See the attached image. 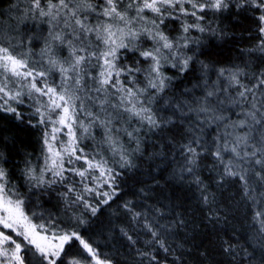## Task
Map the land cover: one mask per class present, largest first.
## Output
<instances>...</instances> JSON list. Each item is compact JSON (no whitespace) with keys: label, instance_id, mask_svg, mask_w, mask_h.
Segmentation results:
<instances>
[{"label":"trees","instance_id":"16d2710c","mask_svg":"<svg viewBox=\"0 0 264 264\" xmlns=\"http://www.w3.org/2000/svg\"><path fill=\"white\" fill-rule=\"evenodd\" d=\"M92 2L99 3V0ZM44 3L45 0H41L42 7ZM184 6L191 8L187 3ZM30 8L31 0H0V36L5 38V46L10 42L12 54L27 59L29 67L35 71L47 70L50 57L67 67L65 61L71 60L69 49L51 41L50 26L45 23L47 18L34 15ZM198 14L204 16L198 22L206 29L204 32L193 27L183 33V24L197 23L192 16L166 19L161 25V30L174 44L186 36L189 47L182 51L194 56L186 72L162 61L161 72L171 77L165 82L167 87L162 92L149 88L139 95L143 106L151 109L161 126L152 129L135 117L129 120L128 113L122 110L117 115L111 107L98 115L105 121L107 114L115 117L110 125L111 135L118 140L116 147L128 154L130 166L121 167L120 155L114 154L111 148L108 150L105 128L98 122L92 123L88 133L77 127L75 134L78 138L83 135L79 145L85 153L90 158L100 153L108 162L107 166L118 173L113 184L116 195L111 199L97 193L85 196L88 204L97 209L95 214L83 203H70L82 190L78 183L80 177L66 172L65 176L70 179L63 185L57 182L46 187L35 186L36 182L28 181L23 174L22 169L28 166L25 161L36 169L37 176L44 168L45 128L31 127L27 123L31 120L36 124L37 118L31 115L34 112L31 105H35L36 100L24 96L27 105L15 102L12 105L18 112L28 114L24 124L17 121L14 114L0 111V153L6 161L2 166L8 171L9 186L16 193L12 198L25 201V212L33 223L44 224L50 228L48 233L77 232L97 256L111 264H264L261 225L264 215L256 217L257 212H264V198L258 195L264 187L255 184L258 202L245 198L239 179L224 174L225 164L233 159L232 154L222 151L224 163L214 155L218 145H231L235 136H243L248 131L247 127H232L245 119L244 112L249 109L247 103H233L241 101L238 92L243 88L229 86L228 71L221 77L219 70L240 69L244 73L238 77L241 84L248 87L256 84L264 73V51L259 50L264 41V34L259 31L263 22L259 17L264 15V9L257 10L248 4L237 8L235 0H231L227 10ZM88 19L93 25L97 22L93 15ZM49 44L52 51L45 53L43 50ZM150 46L154 47L153 41L141 37L136 42L139 51L121 49L118 53V68L142 69L119 77L126 88H147L150 78L147 70L152 62L146 61L139 52L151 49ZM196 61L207 64V72ZM89 71L96 76L100 69ZM85 80L88 87H96L88 77ZM47 82L59 85L60 74L50 72ZM108 91L115 90L109 88ZM210 92L215 95L208 96ZM90 95L105 94L93 92ZM248 99L251 100V96ZM109 101L116 104L118 95L113 98L110 94ZM85 105L86 111L94 115L101 113L96 103L89 101ZM202 107L209 109L207 115L197 111ZM78 119H83L86 125L90 121L82 113ZM169 120L170 123H165ZM126 132H131L134 138ZM188 147L195 148L198 154L195 164L189 163L192 153ZM100 155L96 158L100 159ZM82 164V161L76 162L74 167L81 168ZM44 178L52 179L49 173H45ZM255 180V176L251 177V181ZM73 182L78 192L70 194L66 201L62 194ZM204 196H208L209 203L204 202ZM105 199H108L107 204L103 203ZM152 232L158 235L153 237ZM159 241H163L167 252ZM65 252L66 255L62 253L64 264L91 262V255L79 240L65 244Z\"/></svg>","mask_w":264,"mask_h":264},{"label":"snow or ice","instance_id":"6c2138e0","mask_svg":"<svg viewBox=\"0 0 264 264\" xmlns=\"http://www.w3.org/2000/svg\"><path fill=\"white\" fill-rule=\"evenodd\" d=\"M230 2L231 0H99V3H93L92 0H45L42 7L41 0H31L29 11L41 18H47L45 23L50 26L51 41L66 45L71 60L65 61L68 63L65 67L64 63L50 57L47 70L35 71L29 67L27 59L13 55L10 42L9 46H5L6 40L0 36V111L14 114L15 119L24 124L28 114L18 112L17 108L11 106L10 101L23 105L24 96L35 99L34 94H38L39 97H47V100L44 104L36 100L39 106L31 113L34 118H37L36 124L33 125L31 120L27 123L31 127L53 125L51 132L45 131L43 134L42 143L46 149V155L43 157L44 168L40 175L37 176L36 169L29 161H25L28 166L22 169V172L28 181H35V186L51 187L57 182L63 185L66 180H69L70 177L65 176L66 172L78 176L80 177L78 183L82 185V190L70 203H83L95 214L97 209L88 204L85 196L96 193L97 187H102L104 184L112 187L118 173H114V170L107 166L108 162L100 153L96 154L100 155V159H97L96 155L90 158L89 154L79 147V140L83 138V135L78 138L74 131L79 114L83 113L90 118L88 125H84L82 121L79 122L84 133L90 131L94 122H98L105 128V143L114 154L120 155L123 161L121 167L130 166L131 161L128 160V154L124 150L116 147L118 140H114L111 135L113 129L110 125L115 117L107 114L106 121L100 120L98 115L86 111L85 101L98 102L101 112H105V106H109L117 112V115H120L122 110L128 113L129 120L135 117L142 124L146 122L152 129L159 128L160 123L151 113V109L143 106L139 95L144 94L149 88L162 92L167 87L165 82L170 81L171 77L161 72L162 61L169 63L172 68L180 72H186L194 60L193 55H187L182 51L189 47L188 38L181 37L174 44L161 30V25L166 19H178L181 15H191L197 23L183 24V33H188L193 27L204 32L206 29L198 23L204 19V16L197 13L227 10ZM186 3L191 6V10L184 7ZM245 4L257 10L264 9V0H235L237 8ZM177 9L178 15L173 16L172 12ZM146 10L153 13L156 18L146 19L143 15ZM89 15L95 16L97 22L94 25L89 22ZM259 19L264 22V15H261ZM137 24L150 26L137 28ZM58 28L61 30L57 31ZM259 31L264 34V27H261ZM141 37L150 38L154 43L151 49L139 52L146 61L152 62L147 70L150 78L147 88L133 90V88H126L119 77L122 74L141 72L142 69L128 66L118 68V53L121 49L139 51L136 42ZM181 40L185 42L181 43ZM130 44L132 49L129 48ZM259 50L264 51V41L261 42ZM43 51L50 53L52 51L50 44L46 45ZM196 62L200 63L202 69L207 72L209 67L207 64L203 61ZM95 68H99L100 71L93 76L89 69ZM52 71L58 72L61 77V83L55 87L47 82V77ZM225 71L229 73V86L240 85L243 88V91L238 92V97L242 98L241 101H233V103L243 102L249 105V109L244 112L245 119L235 122L232 127H247L248 131L243 136H235L231 145L228 143L218 145L214 155L221 163H224L222 151L232 154L233 159L225 164L224 174L237 177L241 183L243 196L256 203L258 196L255 184L259 183L264 187V73L257 78L256 84L248 87L241 84L238 79L244 74L242 70L220 69L221 77L224 76ZM85 77H88L96 87H88ZM109 88L115 90L111 94L113 98L118 95L116 104H111L108 99ZM76 92L83 95H76ZM93 92L104 93V99H100L98 95L95 97L90 95ZM207 95L213 96L215 93L210 92ZM249 96L251 100L248 99ZM148 103H151V100H148ZM197 111L207 115L209 109L202 107ZM54 113L57 114L55 120L52 118ZM217 119L223 118L217 117ZM170 122L169 120L165 123ZM64 129H67L68 141L66 144L62 142L57 149L53 142L57 140L56 134ZM126 135L134 138L131 132H126ZM188 151L192 153L189 163L195 164V157L198 155L195 148L188 147ZM65 158L70 166L68 168H65ZM79 161L83 162L82 167H74V164ZM5 162L3 153H0V229L8 230V232L0 230V264H64L62 253L66 255L65 244H69L73 239L79 240L83 249L95 257V250L77 232L52 233L51 237L42 234V232L50 231V228H46L44 224L33 223L32 218L25 212V201L12 198L16 193L13 187L9 186L8 171L2 166ZM96 171L99 172V175L94 178L97 186L90 187L86 181L93 180L91 174ZM45 173H50L52 179L46 180ZM253 176L256 178L255 181H251ZM197 182L201 183L199 180ZM77 192L76 182H73L66 186L62 195L67 201L70 194ZM103 195L111 199L116 192L113 189L111 193L104 192ZM258 195L264 198V191ZM108 199L103 200V203L107 204ZM203 199L205 203L210 202L208 196H204ZM262 215L264 212L256 213V217ZM261 225L264 230V221H261ZM152 235L156 237L158 233L152 232ZM159 243L164 248L163 241ZM164 250L168 251L167 248ZM70 264H79V262H70ZM96 264H104V262L97 259Z\"/></svg>","mask_w":264,"mask_h":264},{"label":"rangeland","instance_id":"374dc122","mask_svg":"<svg viewBox=\"0 0 264 264\" xmlns=\"http://www.w3.org/2000/svg\"><path fill=\"white\" fill-rule=\"evenodd\" d=\"M185 7V6H184ZM186 8V7H185ZM186 9H188V10H191V8H186ZM198 14V13H197ZM145 17H146V19H148V20H151V19H155L156 17H155V15L153 14V13H151V12H149V11H145L144 12V14H143ZM172 15L173 16H177L178 15V9H177V11H173L172 12ZM199 15V14H198ZM188 16H191V15H188ZM179 17H182V15L181 16H179ZM143 26H150V25H146V24H138L137 25V28H139V27H143ZM263 27H264V22H263ZM129 47H132V45L130 44L129 45ZM150 47H152V46H150ZM150 49V48H149ZM149 49H147V50H149ZM51 85V84H50ZM38 86H40L39 85V83H38ZM51 86H53V85H51ZM55 87V86H54ZM58 91H59V89H58ZM108 93H109V95L110 94H112V92H109L108 91ZM99 94H101V95H103L104 93H99ZM35 95V99L34 100H39V103L40 104H44L45 102H46V100H47V97H39L38 96V94H34ZM77 95H82V94H77ZM99 96V95H98ZM104 96L105 95H103V96H99L100 97V99H104ZM28 98V97H27ZM108 99H109V96H108ZM36 102V101H35ZM10 103H11V106L12 105H14V102H11L10 101ZM25 104H26V102H24ZM77 103H79V102H77ZM87 103H89V101H85V104H87ZM97 104V106H98V108L100 109V106H99V103L97 102L96 103ZM27 105V104H26ZM29 105H31V104H29ZM33 108H34V110H35V108L37 107V106H39L37 103L35 104V105H31ZM108 107L109 106H105V110H107L108 109ZM43 110V109H42ZM58 112H59V110H58ZM83 114V113H82ZM100 114H102V112L101 113H97V115H100ZM52 118L55 120L56 118H57V114L56 113H54L53 115H52ZM80 121H82L83 122V124L84 125H86L85 123H84V120L83 119H78V123H77V125L74 127V131L76 132V129H77V127H80L79 126V122ZM52 127H53V125L52 124H48V125H46V126H44V132L45 131H48V132H51V129H52ZM56 127H59V125H56ZM81 128V127H80ZM57 135V140L56 141H54L53 143H54V145H55V147L57 148V149H59L60 148V146H61V143L63 142V143H67V141H68V136H67V129H64L62 132H60V133H57L56 134ZM79 147H80V145H79ZM81 148V147H80ZM110 149V147L108 146V150ZM46 150V149H45ZM86 166V165H85ZM65 168H68V165H67V158H65ZM66 174V173H65ZM49 175H50V177H51V174L49 173ZM92 176H93V180H90V181H92L93 182V184L91 185V184H88V186H90V187H96L97 186V181L94 179L96 176H98L99 175V172L98 171H96V172H93L92 174H91ZM87 183V182H86ZM111 188H112V190H111ZM109 187L107 184H104L102 187H97V192L96 193H98V196H100L101 194H103L104 192H109V193H111L112 191H113V189H115V188H113V185H112V187ZM0 230H3V231H5V232H8V230H6V229H0ZM63 233H71V232H63ZM10 234V233H9ZM42 234H44V235H48L49 237H51V235H52V233H48V232H42ZM91 255V254H90ZM97 259H99L100 261H102V262H104V264H111L109 261H106V260H103V259H101L99 256H97V254H96V256L94 257V256H92L91 255V262L90 263H88V264H96V261H97Z\"/></svg>","mask_w":264,"mask_h":264}]
</instances>
